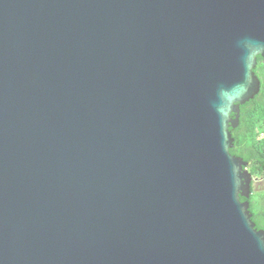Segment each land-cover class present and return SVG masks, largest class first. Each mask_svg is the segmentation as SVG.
I'll use <instances>...</instances> for the list:
<instances>
[{"label": "water", "instance_id": "water-1", "mask_svg": "<svg viewBox=\"0 0 264 264\" xmlns=\"http://www.w3.org/2000/svg\"><path fill=\"white\" fill-rule=\"evenodd\" d=\"M259 55L264 0H0V264H264Z\"/></svg>", "mask_w": 264, "mask_h": 264}, {"label": "trees", "instance_id": "trees-1", "mask_svg": "<svg viewBox=\"0 0 264 264\" xmlns=\"http://www.w3.org/2000/svg\"><path fill=\"white\" fill-rule=\"evenodd\" d=\"M257 58L255 72L262 81L261 91L254 99L241 105L239 125L230 128L234 137L231 153L248 161L253 175L257 174V169L264 174V58L260 55ZM256 195L254 192L249 198L250 210L257 226H264V191L260 193V212H257L255 207ZM244 199L241 197V200Z\"/></svg>", "mask_w": 264, "mask_h": 264}, {"label": "flooded vegetation", "instance_id": "flooded-vegetation-1", "mask_svg": "<svg viewBox=\"0 0 264 264\" xmlns=\"http://www.w3.org/2000/svg\"><path fill=\"white\" fill-rule=\"evenodd\" d=\"M257 174L253 175V182H252V193L255 192V194L257 193L256 195V200L254 201L255 202V207L256 208V211L257 212H260V207H261V203H262V199L260 198V193L263 192L264 190L261 188V183L263 181V177H264V174L260 173L259 170L257 169ZM253 174V173H252ZM252 193H251V196H252ZM250 196V197H251ZM245 200V199H244ZM251 207V206H250ZM253 219V217H252ZM256 223V227L258 229H262L264 230V226H257V222L254 221Z\"/></svg>", "mask_w": 264, "mask_h": 264}, {"label": "rangeland", "instance_id": "rangeland-1", "mask_svg": "<svg viewBox=\"0 0 264 264\" xmlns=\"http://www.w3.org/2000/svg\"><path fill=\"white\" fill-rule=\"evenodd\" d=\"M261 188L264 190V177H263V181H262V183H261Z\"/></svg>", "mask_w": 264, "mask_h": 264}]
</instances>
